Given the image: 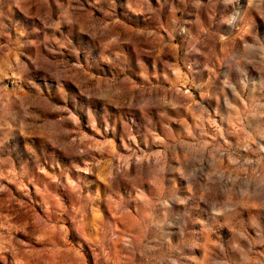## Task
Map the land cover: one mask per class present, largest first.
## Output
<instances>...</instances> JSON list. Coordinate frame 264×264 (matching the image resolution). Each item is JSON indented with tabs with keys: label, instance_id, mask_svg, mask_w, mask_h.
Masks as SVG:
<instances>
[{
	"label": "rangeland",
	"instance_id": "rangeland-1",
	"mask_svg": "<svg viewBox=\"0 0 264 264\" xmlns=\"http://www.w3.org/2000/svg\"><path fill=\"white\" fill-rule=\"evenodd\" d=\"M0 264H264V0H0Z\"/></svg>",
	"mask_w": 264,
	"mask_h": 264
}]
</instances>
